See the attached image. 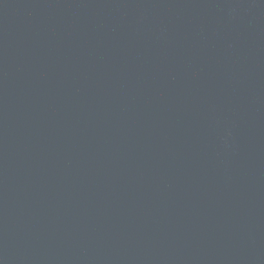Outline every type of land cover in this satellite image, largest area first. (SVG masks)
<instances>
[{
  "label": "water",
  "instance_id": "95a60500",
  "mask_svg": "<svg viewBox=\"0 0 264 264\" xmlns=\"http://www.w3.org/2000/svg\"><path fill=\"white\" fill-rule=\"evenodd\" d=\"M0 264H264V0H0Z\"/></svg>",
  "mask_w": 264,
  "mask_h": 264
}]
</instances>
